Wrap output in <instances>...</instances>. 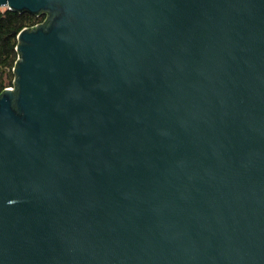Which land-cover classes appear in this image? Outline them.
Segmentation results:
<instances>
[{"label": "water", "instance_id": "95a60500", "mask_svg": "<svg viewBox=\"0 0 264 264\" xmlns=\"http://www.w3.org/2000/svg\"><path fill=\"white\" fill-rule=\"evenodd\" d=\"M0 7V264H264V0Z\"/></svg>", "mask_w": 264, "mask_h": 264}, {"label": "trees", "instance_id": "16d2710c", "mask_svg": "<svg viewBox=\"0 0 264 264\" xmlns=\"http://www.w3.org/2000/svg\"><path fill=\"white\" fill-rule=\"evenodd\" d=\"M44 18L45 15L0 7V92L13 84V66L17 59V33L26 26L43 21Z\"/></svg>", "mask_w": 264, "mask_h": 264}, {"label": "built area", "instance_id": "2783aa9c", "mask_svg": "<svg viewBox=\"0 0 264 264\" xmlns=\"http://www.w3.org/2000/svg\"><path fill=\"white\" fill-rule=\"evenodd\" d=\"M9 87H12V86H9Z\"/></svg>", "mask_w": 264, "mask_h": 264}, {"label": "rangeland", "instance_id": "374dc122", "mask_svg": "<svg viewBox=\"0 0 264 264\" xmlns=\"http://www.w3.org/2000/svg\"><path fill=\"white\" fill-rule=\"evenodd\" d=\"M1 8H4V7H1Z\"/></svg>", "mask_w": 264, "mask_h": 264}]
</instances>
